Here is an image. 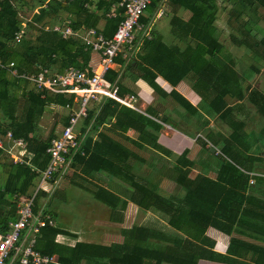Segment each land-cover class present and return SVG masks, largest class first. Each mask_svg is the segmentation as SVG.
<instances>
[{
	"label": "trees",
	"instance_id": "16d2710c",
	"mask_svg": "<svg viewBox=\"0 0 264 264\" xmlns=\"http://www.w3.org/2000/svg\"><path fill=\"white\" fill-rule=\"evenodd\" d=\"M120 0H98L96 7L102 9L106 20L105 28L116 30L123 19V10L118 8L113 18H106L108 8ZM87 0H73L82 7ZM160 0H150L139 22H147L155 12ZM173 9L180 8L191 14L187 21L178 17L171 19V31L178 39L174 45H166L156 33L143 39L141 51H135L129 59L120 55L114 58L116 65L126 64L125 74L131 82L141 79L153 91L162 96L155 79L161 77L175 87L181 80L188 79L192 89L201 97V109L210 117L224 123L229 133L208 129L205 140L197 138L201 147L210 153L217 148L216 176L211 179L203 174L190 178L196 164L187 157L185 150L175 156L173 171L175 189L167 194L158 184L148 180L137 170L147 164L143 152L155 158L169 160L172 153L158 144L157 133L161 123L154 109L144 113L125 107L116 101L104 98L89 105L86 117L80 122V137L84 136L78 150L67 156L70 163L67 173L68 183L93 194L94 198L110 209L111 222L124 211L128 202L143 212L154 210L165 218L171 228L166 235L148 227L133 225L122 229V243L98 245L76 243L66 247L54 242L57 234H67L59 228L46 225L40 230V239L35 249L41 255H56L60 264H199L209 261L221 264H264V176L253 175L256 167L264 164V151L254 144H264V94L254 86L264 67V38L256 39L252 24L257 20L241 19L243 10L254 12L264 9V0H237L228 9L226 25L238 36L229 34V39L238 49L248 52L251 65L236 63L220 42L221 32L215 25L219 5L216 0H170ZM61 3L49 0L46 7L25 26L13 9L12 0H0V138L10 132L14 139H22L30 158L25 164H14L6 151L0 148V164L7 167V174L0 185V200L9 197L15 210L20 197L29 196L38 174L49 162L46 150L54 138V129L43 138L39 134L38 123L48 108L60 107L68 113L72 97L50 95L36 88L20 77L11 75L9 63L18 74L33 75L41 69L63 74L70 67L84 70L90 61L89 48L79 37L62 38L59 33L45 31L44 26L34 25L45 17L52 18L61 9ZM224 10V8H222ZM85 28L93 27L92 22L83 21ZM82 24L78 19L71 23L73 30ZM22 29L35 33L19 42L15 35ZM258 32V30L256 31ZM105 38L111 36L103 35ZM135 44L136 38H135ZM138 50V47H137ZM141 53V54H140ZM119 71L108 69L105 79L115 84L118 95L128 90L117 80ZM20 91V94L17 92ZM170 95L189 115L199 114L176 91ZM250 106L252 109H250ZM255 115L258 131L252 136L245 132V122ZM150 117L156 119H151ZM68 116L62 119L61 129L67 125ZM134 132V137L126 135ZM7 142L4 146L7 148ZM7 160L9 162H7ZM119 180L126 190V197L110 190L105 181ZM57 178L53 177L51 182ZM250 179L254 180L249 184ZM35 199L33 213L36 214ZM3 224L14 219V215L2 217ZM3 227H6L4 225ZM208 228L230 236L233 232L256 238L262 245L246 244L230 238L225 253L213 250L214 242L206 236ZM250 253V258L245 259ZM240 258V259H238Z\"/></svg>",
	"mask_w": 264,
	"mask_h": 264
},
{
	"label": "crops",
	"instance_id": "0c3cea01",
	"mask_svg": "<svg viewBox=\"0 0 264 264\" xmlns=\"http://www.w3.org/2000/svg\"><path fill=\"white\" fill-rule=\"evenodd\" d=\"M61 3V9L56 13V15L52 16V18L45 17L43 20L40 22L35 23L38 28L43 27L45 31L51 30L53 32L59 33L58 31L55 30V28H64V27H69L71 31L79 35L80 37H83L85 35V32L87 30H94L96 33H99L101 35H107L111 36L114 33V30L110 28H105V23L106 20L103 17V11L102 9H99L96 7L97 1L98 0H87L88 2L84 4L82 7L83 10H79L73 3V0H56ZM108 1V0H105ZM49 0H12V6L15 12L17 13L19 19L22 21V25L25 26L27 23H29L34 15L38 14V11L41 8L46 7L47 3ZM217 4L220 3H230V0H216ZM237 0H231V9L233 6V3H236ZM119 1L113 3L110 5L108 8V13L105 14V17L108 18H113L116 15V10L118 9V4ZM220 10V9H219ZM191 14L189 11L176 8L173 9L171 6L170 0H160L158 7L156 8L155 12L151 15L149 18V14H145V17L148 18L147 22H143L142 29L138 30L135 34L136 38V51H141V47L143 44V39L145 38H150L151 33H156L162 38V41L170 46L178 43V39L173 35L172 29H171V19L173 17H178L179 19L183 21H187L190 18ZM79 20L82 22L80 24V27L77 30H73L71 27V23L75 22L76 20ZM241 19H252V20H257L254 24H252V28L258 32H255L257 34H263L264 35V9L259 7L257 8L256 11L251 12L248 10H243V15ZM90 21L93 24V27L90 28H85L83 21ZM23 31H26V36H33L35 35L34 32L28 30V29H22L21 36L23 35ZM61 36V35H60ZM62 37V36H61ZM71 37V36H70ZM73 37V36H72ZM75 37V36H74ZM112 37V36H111ZM63 38V37H62ZM69 38V37H67ZM82 41V39H79ZM83 42V41H82ZM138 47V50H137ZM226 50V49H225ZM92 52V51H91ZM226 52H229L227 49ZM141 54V53H140ZM231 55V54H230ZM99 62V55L97 53L92 52L90 54V61L88 64L89 68H95ZM126 64L123 65H116L115 63L112 65L110 69H114L115 71H119V76L117 78L118 81L122 85H126L127 88L130 90L126 91L122 97H126L128 95H133L137 98V106L141 110L142 113H144L145 109L153 108L154 113L156 114V117L158 119H166L167 123H161L160 121L150 117L151 119L156 120L159 124L162 125L161 130L159 131V134L157 136L158 144L164 147L165 149L169 150L171 153H175L180 155L182 152L185 150L188 151L187 157L189 160L193 161L196 164V169L192 170L195 172V175L190 178H194L198 173L206 175L207 177L214 179L216 176V168L217 164L220 163V160L218 156H216V152L212 153L210 149V153H207L205 149L201 147V144L197 141V138H201L205 140V133L208 129H214L215 131H221L222 133H225V130H222L221 125L226 126L224 123H221L220 121L217 120L216 117H210L208 114L205 113L204 110L201 109V97L192 89L191 82L188 79H183L181 80L175 87L171 86L168 84L165 80H163L161 77H157L155 79L156 84L159 86V88L162 91V96L159 97L153 89L143 80L137 79L133 82H131V79L127 78L129 74H125L126 70ZM50 72L51 70L48 69ZM67 70V69H66ZM65 70V71H66ZM64 71V72H65ZM260 75V74H259ZM13 76V75H12ZM259 77V76H258ZM257 77V79H258ZM256 79V81H257ZM24 80V79H23ZM26 81V80H25ZM28 82V81H27ZM29 83V82H28ZM29 88H32L33 86L29 83ZM174 90L176 91L181 97H183L193 108H196L199 111V114L195 115H189L186 113L180 105H178L173 99V97L170 95V92ZM262 92V91H261ZM21 93V92H20ZM264 94V92H262ZM250 107V106H248ZM50 108V107H49ZM251 117V115H250ZM257 121V119H256ZM41 121L38 123L39 126V134L42 136V131L45 132L43 134V138H46L53 128H48L46 125H43ZM217 123H221L217 125ZM245 132L247 135L252 136L253 134H256L258 129V122L255 125V127L250 126L249 122H245ZM227 127V126H226ZM228 128V127H227ZM45 130V131H44ZM62 130V129H61ZM229 130V129H228ZM257 130V131H254ZM55 131V130H54ZM56 132V131H55ZM54 132V137L58 136L60 133V130L58 133ZM230 132V130H229ZM228 132V133H229ZM129 134L134 133L133 131H128ZM130 137V136H129ZM132 138L134 137V134L131 136ZM53 139V138H52ZM4 144V143H3ZM10 144H7V146ZM211 147V144L208 142L207 147ZM5 147V146H4ZM254 147L260 148L261 151H264V144L258 145L254 144ZM7 149V148H6ZM215 151H217V148H214ZM6 153V152H5ZM7 154V153H6ZM151 154V153H147ZM200 154V155H199ZM9 157V155L7 154ZM145 157L146 160V155H142ZM149 157V155H148ZM191 158V159H190ZM10 159V157H9ZM11 160V159H10ZM149 161V160H148ZM147 162V161H146ZM0 168H5L6 171L5 173L7 174V167L2 166L0 164ZM2 174V173H1ZM63 174H66L65 172ZM61 174V175H63ZM61 175H57V178L54 179L53 182L45 185V187L38 193L39 197L36 202V214L35 216H40V217H50L52 219V224L48 225L49 227H54V228H59L60 230L66 232L67 234H57L54 238V242L63 245L66 247H74L76 243H88V244H98V245H111L113 243H122L123 242V236L121 235L122 229L129 228L133 225H138V224H132L128 226V223L126 222V219L130 215V212H140L141 214H145V216H149L152 214L153 220H156L157 215L154 210H150L147 212H143L139 208H137L134 204L131 202H128L126 205V208L124 211H121V214H124L123 218H118V221L116 223L114 222H102V220L97 216L100 213H104V209L110 212V209L96 200L93 196V194L84 191L80 188L81 193H85L88 196H92L93 200L92 202H98L100 203L103 207L96 205L91 206L89 208L90 216L86 217V219L82 222L81 226L79 225L78 229H67L61 225H58L56 222V216L55 214H51L46 208H41L39 209V200L47 199L49 198V201L51 197L54 195V193L57 191L58 188V178ZM253 175H263L264 176V164H260V166L256 167L255 173H251V176ZM6 176V175H5ZM4 180V179H3ZM108 180V179H105ZM114 181H112L113 183ZM252 182V183H251ZM120 183V182H119ZM254 180L250 179L249 184H253ZM37 184V179L35 180V185ZM116 184V183H115ZM34 185V186H35ZM33 186V188H34ZM119 187L123 186V183H120L118 185ZM117 186V188H118ZM71 187H75L70 185V187L65 188V190L61 191L64 197V203H67L66 195L65 192ZM32 188V189H33ZM77 188V187H76ZM123 188V187H122ZM31 189V191H32ZM30 191V192H31ZM167 194H170L171 192H167L163 190ZM53 192V195L52 193ZM73 196V195H72ZM120 197L124 199V196ZM73 197L69 198V201ZM61 200L60 203L63 201ZM73 200V199H72ZM59 201L57 198H53L50 202L51 204L53 202L54 205ZM12 202L9 197H5L4 199L0 200V213L2 217H9L10 215H14V219L9 220L6 224H3L0 219V225L2 227L6 225L11 221H14L16 219V211H17V206L15 210L11 209V206H9V203ZM63 203V204H64ZM49 206V205H48ZM96 213H98L96 215ZM147 214V215H146ZM97 216V217H96ZM158 216V215H157ZM122 217V216H121ZM1 218V217H0ZM99 219L101 221H99ZM121 219V220H120ZM92 222V224L90 223ZM88 223V224H87ZM110 226H119V229L115 228L116 230H119V236L116 238V240L108 242V239L105 235H102L101 233H91L94 231L92 228H96L97 230H105V227L108 225ZM90 227L89 231H87V227ZM102 226V227H101ZM138 226H144L139 224ZM151 228V227H148ZM157 231H161L162 233L166 235H171L172 231L171 228L167 225L166 222H163L158 229L151 228ZM101 232V231H100ZM42 235V234H41ZM40 233L36 237V242L38 239L41 237ZM101 238H99V237ZM206 236L211 239L214 242V248L213 250L217 253L223 254L226 251V248L228 246L230 238H234L236 240L241 241L242 243L246 244H254V245H262V242L256 238H253L251 236H248L244 234L243 232H233L230 236H226L217 230L213 228H208L206 231ZM101 240V241H100ZM36 245V243H35ZM56 256V255H53ZM57 257V256H56ZM250 258V253L247 255L245 259ZM240 259V258H238ZM81 264H84L82 261ZM199 264H221V263H214V262H209V261H200Z\"/></svg>",
	"mask_w": 264,
	"mask_h": 264
},
{
	"label": "built area",
	"instance_id": "2783aa9c",
	"mask_svg": "<svg viewBox=\"0 0 264 264\" xmlns=\"http://www.w3.org/2000/svg\"><path fill=\"white\" fill-rule=\"evenodd\" d=\"M150 0H120L118 8L123 10V19L119 22L112 37L105 38L94 30H87L83 37L74 34L69 27L55 28L63 38L79 37L86 48L99 55V62L95 68L84 70L68 68L63 74L51 73L48 69H41L37 74H18L9 63L10 73L28 81L34 88L50 95H64L72 97V106L68 108L67 125L62 128L58 136L51 139L46 152L49 162L46 168L38 174L37 184L29 196L20 197L17 202L16 219L0 225V264H60L56 256L41 255L35 249L36 237L46 225H51L50 217L35 216L33 206L38 193L45 185L51 183L55 175H61L67 170L70 160L68 155L75 153L84 136L80 137L79 125L86 117L88 107L93 102H100L109 98L117 103L137 112V98L133 95L121 97L115 84L105 79L106 72L114 64V58L121 56L129 59L136 51L135 34L142 29L139 22ZM21 32L15 35V42H19ZM149 38V37H148ZM7 142V149L4 147ZM0 148L9 155L12 163L25 164V158H30L26 143L22 139H14L10 132L0 138ZM252 183V182H251Z\"/></svg>",
	"mask_w": 264,
	"mask_h": 264
},
{
	"label": "rangeland",
	"instance_id": "374dc122",
	"mask_svg": "<svg viewBox=\"0 0 264 264\" xmlns=\"http://www.w3.org/2000/svg\"><path fill=\"white\" fill-rule=\"evenodd\" d=\"M218 5H219L220 10L218 9L217 21L215 22V25L218 27V29L221 32L220 42L224 45L226 50L227 49L229 50L231 56L233 57V59L236 63L240 62V63L245 64L246 66L251 65L252 59H250L248 52H246L244 49L236 48L234 46V44L232 43V41H230V39H229L230 33H231V35L238 36L232 28L230 29L226 25V22L228 19V9L230 8V6L227 4H224V3H220ZM222 8H224V10H222ZM255 32L256 31L254 30L253 33L256 34L257 40L264 38L263 34H257ZM260 70H261V73H260L256 83L254 84V86L256 88H258L260 91L264 92V67H262ZM17 94H20V91H18ZM250 109H252V108L250 107ZM67 114L68 113L65 109H62L60 107L51 106L50 108H48L47 112L44 114V117L42 118L41 123L43 125H46L49 129L53 128L56 131V132L55 131L54 132L58 133L59 130L61 131L62 119ZM247 121L249 122L250 126H252V127H255V125L257 124L255 115L254 116L251 115V117ZM218 124L221 125V123H217V125ZM221 127H222V130H225L226 134L229 132V130L226 126L221 125ZM79 128H80V125H79ZM257 129H258V127H257ZM254 131H257V130H254ZM44 133L45 132L42 131V133H41L42 136ZM133 134L134 133H132V134H129L128 132L126 133V135L130 136V137ZM158 134H159V132L157 133V136H158ZM143 153H144V155H146V161H147L146 163L147 164H141L140 167L137 168V170L140 171L144 176H146V178L148 180L150 179L153 183H155V184L157 183L158 187L160 189L165 190L167 192H173V190L175 189V183H174L173 179H174V176L176 175V173L173 171V162L172 161L174 160V157L177 156V154L172 152V156L169 157V160H165V159L159 158V157L155 158L152 156V154H148L149 155V157H148L147 153H145V152H143ZM7 162H9V161L7 160ZM5 171H6L5 168H0V185L2 184L3 179L5 178V175H6ZM65 173L66 174L61 175L57 179L58 180L57 181L58 182V184H57L58 188H57V191L54 193V195H53V192H51L53 196L51 197L50 201L53 198H57L59 201H57V203L54 205L55 202H53L51 204V202L49 201V198L43 199L41 201L39 200V203H38L39 206L38 207H39V209L46 208L51 214H55L56 222L58 225H61L67 229L73 230L74 228L78 229L79 225L81 226V224H83L82 222L86 219V217L90 216V213H88L90 205L93 206V205L97 204L98 206H101V207H103V206L98 202H95V203L92 202V200H93L92 196H88L85 193H81L80 190L76 187H71V188H69V191L67 190L65 192V195H66L65 200H67V203L65 204L64 200H63L64 194H62L61 191L65 190V188L70 187L68 180L71 176L70 173H67V170H65ZM194 175H195L194 171H191V173L189 174V176H192V177ZM96 176L101 178L103 181H105V183L107 184V187L110 190H113L118 195L126 197V190L124 188L118 186L120 183H122V181L113 180L114 182L112 183L111 180H105L106 177L99 176L98 174ZM117 186H118V188H117ZM70 197H73L72 198L73 200L71 199L69 201ZM61 200H63V201L60 203ZM121 201H123L122 198H121ZM97 214L98 213H96V215ZM130 215L131 216H128V218L126 219L128 226L132 225V224H138V225L141 224V225H145L147 227L158 229L159 226L163 222H166L165 218H163L159 214H157L158 216L155 215L157 217L156 220H153L152 218H150V217H153L152 214H150L149 216L146 214L147 216H145V214L143 215L137 211L135 212V214L133 212H130ZM97 216L102 220V222H106V221L111 222L110 212L107 211L106 209H104V213L101 212L100 216H99V214ZM123 217H124V214H121V211H120V214L115 216V218H123ZM100 219H99V221H101ZM90 223L92 224V222H90ZM114 223H116V222H114ZM107 225H108V223H107ZM119 226H121V225L117 226L118 229H119ZM89 228L90 227L88 226L87 231L90 230ZM115 228H116V226H113V225L112 226L108 225L107 227H105V230H102V229L97 230L96 228H92L94 231H92L91 233H99V234L101 233L102 235H105L107 237L108 242H111V241L116 240V238L119 236V230H116L117 228L116 229Z\"/></svg>",
	"mask_w": 264,
	"mask_h": 264
},
{
	"label": "water",
	"instance_id": "95a60500",
	"mask_svg": "<svg viewBox=\"0 0 264 264\" xmlns=\"http://www.w3.org/2000/svg\"><path fill=\"white\" fill-rule=\"evenodd\" d=\"M211 152H212V153H215V149H214V148H211Z\"/></svg>",
	"mask_w": 264,
	"mask_h": 264
}]
</instances>
